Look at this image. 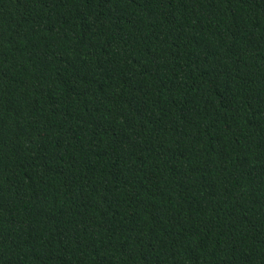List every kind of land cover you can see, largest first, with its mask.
<instances>
[{
    "label": "trees",
    "instance_id": "16d2710c",
    "mask_svg": "<svg viewBox=\"0 0 264 264\" xmlns=\"http://www.w3.org/2000/svg\"><path fill=\"white\" fill-rule=\"evenodd\" d=\"M0 264H264V0H0Z\"/></svg>",
    "mask_w": 264,
    "mask_h": 264
}]
</instances>
